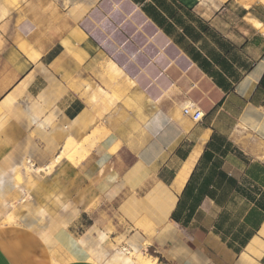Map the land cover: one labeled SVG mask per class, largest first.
<instances>
[{"label":"crops","instance_id":"crops-1","mask_svg":"<svg viewBox=\"0 0 264 264\" xmlns=\"http://www.w3.org/2000/svg\"><path fill=\"white\" fill-rule=\"evenodd\" d=\"M252 2L0 0V264H264Z\"/></svg>","mask_w":264,"mask_h":264},{"label":"rangeland","instance_id":"rangeland-1","mask_svg":"<svg viewBox=\"0 0 264 264\" xmlns=\"http://www.w3.org/2000/svg\"><path fill=\"white\" fill-rule=\"evenodd\" d=\"M240 3V2H239ZM255 4H260V5H262V6H264V0H253V2H252V4H251V6H250V8L253 6V5H255ZM72 146L73 145H70V144H68L67 145V147H66V152L64 153L65 154V158H78V157H80V158H82V156L83 155H81V153H79V146H78V144H77V146H76V148H74L73 150H72ZM69 152V153H68ZM66 153H68V155L66 154ZM63 154V155H64ZM62 156V155H61ZM27 175H30L29 173L27 174ZM20 182H21V184L23 183V181H22V177L20 178ZM141 259V258H140Z\"/></svg>","mask_w":264,"mask_h":264},{"label":"built area","instance_id":"built-area-1","mask_svg":"<svg viewBox=\"0 0 264 264\" xmlns=\"http://www.w3.org/2000/svg\"><path fill=\"white\" fill-rule=\"evenodd\" d=\"M185 115L191 116L194 120L199 121L202 119V112L197 109L194 105H189L184 109Z\"/></svg>","mask_w":264,"mask_h":264},{"label":"bare ground","instance_id":"bare-ground-1","mask_svg":"<svg viewBox=\"0 0 264 264\" xmlns=\"http://www.w3.org/2000/svg\"><path fill=\"white\" fill-rule=\"evenodd\" d=\"M241 2H248L249 0H240ZM100 132V131H99ZM100 140V139H99ZM72 140H70L69 142H71ZM74 141V140H73ZM68 142V143H69ZM77 143V142H76ZM75 142L74 143H72V144H70V145H73L72 146V150L74 149V148H76V146H77V144H76ZM69 153V152H68ZM68 153H66L67 155H68ZM63 158H65V154L64 155H62V156H60L59 158H58V160L56 161V163L55 164H58L59 162H61L62 160H63ZM52 171V167L49 169V172H51ZM49 172H47L46 170H44V169H41V170H38L37 171V173H39V174H41V175H44V174H47V173H49ZM12 217V216H11ZM9 220H11V219H9ZM141 252V251H140ZM140 252H138V255H136V256H138V258L140 259L141 258V253ZM132 258H133V255H132Z\"/></svg>","mask_w":264,"mask_h":264}]
</instances>
